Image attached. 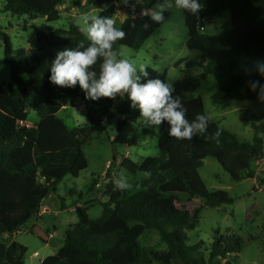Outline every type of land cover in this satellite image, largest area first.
Listing matches in <instances>:
<instances>
[{"label": "trees", "instance_id": "obj_1", "mask_svg": "<svg viewBox=\"0 0 264 264\" xmlns=\"http://www.w3.org/2000/svg\"><path fill=\"white\" fill-rule=\"evenodd\" d=\"M65 0H4L2 10L13 15L43 17L56 21L62 16L59 6ZM114 4L119 0H105ZM96 6L101 0H90ZM223 11L230 13V28L217 34L203 33V21ZM188 30L186 45L197 49L199 58L180 59L185 68L199 67L198 77L183 76L174 82L175 92L187 108L186 118L192 120L197 113L206 115V132L191 140H179L168 134L167 122L158 131L157 156L134 161L122 156L119 165L130 173L150 172V177L134 178L131 188L114 190L108 176L104 194L108 200L99 202L102 214L90 218L85 205H75L77 221L65 230L63 244L41 264H236L245 240L236 233L214 230L211 243L202 251V241L188 245V230L196 227L199 210L190 216L178 208L163 205L162 197L182 203L189 197L199 198L206 206H217L223 198L211 191L200 175L203 159L214 157L233 181L253 177L252 164L264 157V123L252 124L254 135L250 141L238 138L206 113L201 96L184 98L187 91L195 90L201 81L212 76L225 98L237 100L264 99L260 90L251 89L250 81L264 84V75L255 70L256 61H264V0H207L198 15L183 10ZM103 16L102 14H100ZM165 19L169 12H165ZM151 27L145 31L142 25ZM163 24V23H162ZM162 24L141 13L126 17L120 27L124 31L135 29L130 46L139 49ZM4 60L9 67L7 88L0 84V264H26V247L11 236L32 217L54 191L60 178L47 175V168H58L64 174L78 176L88 162L82 147L94 134H99L105 122L121 116L120 128L127 120L136 121L139 111L131 107L127 96L85 99L77 85L66 88L49 80V66L57 51L79 44L87 46L82 29L69 22L67 28L50 31L36 29L34 47L12 48L5 33ZM123 40L113 49L117 51ZM99 70V61L93 66ZM166 80V72L154 71L149 78ZM32 94L38 99L30 101ZM85 105L87 121L68 127L58 112L70 99ZM116 103L125 105L124 112ZM28 109L34 110L39 120L27 126ZM23 121L24 124H19ZM44 170L46 173H44ZM14 185V197L9 186ZM158 235L164 248L144 242L143 235ZM47 236L48 233H46Z\"/></svg>", "mask_w": 264, "mask_h": 264}, {"label": "rangeland", "instance_id": "obj_2", "mask_svg": "<svg viewBox=\"0 0 264 264\" xmlns=\"http://www.w3.org/2000/svg\"><path fill=\"white\" fill-rule=\"evenodd\" d=\"M4 0H0V33H5L12 48L34 47L36 43L35 31L42 29L50 31L56 28H67L69 22L77 24L82 29V16L88 14H102L112 17L117 27L128 16H137L142 10L154 7L156 0H140L132 6L120 3H105L94 6L90 0H65L60 6L62 16L56 21H46L43 17H28L27 15H13L4 12ZM204 6L207 0H203ZM64 4V7L62 6ZM169 22L163 23L160 28L148 37L139 49L130 46L135 29L125 31L123 44L117 51L123 58L132 60L137 67L141 64L147 66L149 73L157 72L161 75L166 72V81H175L183 76L198 77L199 67L185 68V63L175 65L180 59L199 58L197 49H189L186 45L188 30L184 22L183 10L177 14L169 12ZM230 13L223 11L218 15L206 18L203 21V33L217 34L223 28H230ZM10 82V71L4 60V40L0 34V84L7 88ZM184 98L201 96L206 113L219 122L221 126L234 133L242 140L250 141L254 135L252 124L264 123V99L237 100L225 98L218 89L212 76L201 81L192 91L184 92ZM38 97L32 94L30 101ZM122 112L125 105L116 103ZM68 127L81 125L87 121L85 105L73 98L58 112ZM117 114L105 122L100 133L94 134L92 140L82 147L87 159V168L80 171L78 176L64 174L61 169L47 168V175L61 180L54 185L49 199L42 203L37 216L30 218L24 226L11 236L3 238L15 239L26 247L25 263L41 264L40 259L55 253L56 247L63 244L65 230L77 221L74 212L75 205H87L90 218H98L102 214L99 202L108 200L104 194V186L108 176L116 179V174L124 172L131 182L134 178H142L141 171L130 173L120 167L122 156H128L134 161H140L147 156H157L159 127L144 126L141 117L136 121L127 120L118 128ZM39 120L37 113L28 109L27 123L33 125ZM253 177H245L233 181L219 162L211 156L203 159L199 169L200 175L211 191L223 198L217 206H206L199 198L189 197L182 203H177L167 197H162L163 205L172 209L178 208L190 216L198 209L196 227L188 230L187 244L192 245L202 241V251L212 241L215 229L222 233H236L245 240V245L238 253L236 264H264V157L252 164ZM44 173L46 171L44 170ZM11 194L16 197L18 191L14 185L9 186ZM56 226V231L54 226ZM55 232V236L47 234ZM1 237V235H0ZM146 244L157 248H164L165 243L160 242L158 235L151 232L143 235ZM37 251L38 256L32 252Z\"/></svg>", "mask_w": 264, "mask_h": 264}, {"label": "clouds", "instance_id": "obj_3", "mask_svg": "<svg viewBox=\"0 0 264 264\" xmlns=\"http://www.w3.org/2000/svg\"><path fill=\"white\" fill-rule=\"evenodd\" d=\"M140 0H132V6ZM128 6L130 0H120ZM203 0H156L154 7L142 10L141 15L151 21L162 24L167 21L165 12L173 14L186 10L198 15L203 9ZM145 31L151 27L147 22L142 25ZM82 31L87 38V46L79 44L74 48L65 47L56 52L49 66V80L52 84L74 88L77 85L85 99L98 100L101 97L114 98L117 94L126 95L131 107L139 111L144 126L159 127L167 122L168 134L179 140H191L206 132L209 118L197 113L195 118H186L187 108L182 98L173 95L175 89L171 80L150 77L147 66L137 65L128 58H123L113 45L126 36L122 27H117L110 16L85 13L82 16ZM99 61V70L93 66ZM257 73L264 75V61L255 62ZM253 90L259 88L264 97V84L250 81ZM145 171V178L150 177ZM114 190L125 191L131 188L129 177L124 172L116 174L112 181Z\"/></svg>", "mask_w": 264, "mask_h": 264}, {"label": "crops", "instance_id": "obj_4", "mask_svg": "<svg viewBox=\"0 0 264 264\" xmlns=\"http://www.w3.org/2000/svg\"><path fill=\"white\" fill-rule=\"evenodd\" d=\"M103 1H105V0H101L100 4H102ZM105 3H106V1H105ZM62 6L64 7V4H63ZM71 22H73V21H71ZM74 24H75V23H74ZM76 25H77V24H76ZM77 100H78V99H77ZM36 122H37V121H36ZM34 123H35V122H34ZM34 123H33V124H34ZM49 196H51V194H50ZM48 199H49V197H48ZM45 200H46V199H45ZM75 222H76V221H75ZM52 226H54L55 231H56V226H55V225H52ZM52 236H55V232H53V233L50 232V233H49V236H47V237L49 238V237H52ZM63 242H64V241H63ZM61 245H62V244H61ZM61 245H60V246H61ZM60 246L56 247V249H55L54 252H56L57 249H58ZM34 252H35V251L32 252V255H33ZM36 257H37V256H36ZM43 258H44V257H43ZM43 258H41L40 261H42Z\"/></svg>", "mask_w": 264, "mask_h": 264}, {"label": "built area", "instance_id": "obj_5", "mask_svg": "<svg viewBox=\"0 0 264 264\" xmlns=\"http://www.w3.org/2000/svg\"><path fill=\"white\" fill-rule=\"evenodd\" d=\"M19 124H24V122L23 121H20L19 122ZM25 124L27 125V126H31L29 123H27V122H25ZM46 209V207H42V206H40V209ZM33 256H38V253H37V251H35L34 253H33Z\"/></svg>", "mask_w": 264, "mask_h": 264}]
</instances>
